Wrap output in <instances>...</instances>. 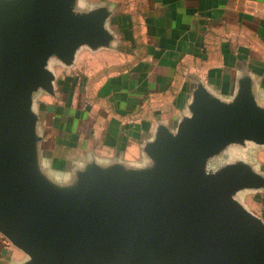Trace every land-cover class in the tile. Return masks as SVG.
<instances>
[{"label": "water", "instance_id": "water-1", "mask_svg": "<svg viewBox=\"0 0 264 264\" xmlns=\"http://www.w3.org/2000/svg\"><path fill=\"white\" fill-rule=\"evenodd\" d=\"M76 0H0V233L22 264H264V221L233 195L264 177L244 164L205 173L231 142L264 145V108L245 84L230 102L193 92L174 132L159 127L150 166L91 165L74 187L36 166L33 93H52L48 61L105 43L102 9Z\"/></svg>", "mask_w": 264, "mask_h": 264}, {"label": "crops", "instance_id": "crops-1", "mask_svg": "<svg viewBox=\"0 0 264 264\" xmlns=\"http://www.w3.org/2000/svg\"><path fill=\"white\" fill-rule=\"evenodd\" d=\"M74 8L102 9L107 39L77 48L70 64L51 58L52 93H33L36 166L51 184L72 188L91 165L150 166L145 145L190 115L198 86L230 102L245 84L264 108V0H76ZM254 191L259 204H241L264 221V186ZM26 260L0 233V264Z\"/></svg>", "mask_w": 264, "mask_h": 264}, {"label": "rangeland", "instance_id": "rangeland-1", "mask_svg": "<svg viewBox=\"0 0 264 264\" xmlns=\"http://www.w3.org/2000/svg\"><path fill=\"white\" fill-rule=\"evenodd\" d=\"M244 164L255 172L264 173V145L252 141L231 142L212 153L206 160L205 173L217 174L220 170L232 164ZM239 202L251 201L259 204L262 192L251 189H240L233 195Z\"/></svg>", "mask_w": 264, "mask_h": 264}]
</instances>
